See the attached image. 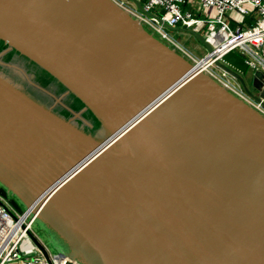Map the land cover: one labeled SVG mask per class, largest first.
I'll return each mask as SVG.
<instances>
[{"label":"water","instance_id":"water-1","mask_svg":"<svg viewBox=\"0 0 264 264\" xmlns=\"http://www.w3.org/2000/svg\"><path fill=\"white\" fill-rule=\"evenodd\" d=\"M0 39L85 104L66 119L20 63L0 70V196L18 214L81 264H264L263 115L116 0H0ZM216 65L264 99L244 57Z\"/></svg>","mask_w":264,"mask_h":264},{"label":"built area","instance_id":"built-area-1","mask_svg":"<svg viewBox=\"0 0 264 264\" xmlns=\"http://www.w3.org/2000/svg\"><path fill=\"white\" fill-rule=\"evenodd\" d=\"M139 1L142 10L135 3L133 10L119 4L194 64L199 66L206 60L207 67L199 66L201 70L264 116V99L257 101L249 96L236 78L216 65L224 54L234 51L244 57L252 73L264 75V0ZM172 28L202 34L213 52L195 59L167 32ZM36 220L31 208L18 214L0 196V264H81L66 253L52 254L49 249L50 260L46 259L30 237V233L39 237L34 232Z\"/></svg>","mask_w":264,"mask_h":264},{"label":"trees","instance_id":"trees-1","mask_svg":"<svg viewBox=\"0 0 264 264\" xmlns=\"http://www.w3.org/2000/svg\"><path fill=\"white\" fill-rule=\"evenodd\" d=\"M156 37H158V36L156 35ZM7 48H8V45H6L5 42L0 39V54L3 53ZM16 54L20 55L23 59H25L26 61H28L30 63L29 70H30V72L35 73L36 81L42 87H44L45 89H48V90L49 89L52 90L57 96H60V95L64 94L65 92H67V88L63 84H61L57 79H55L48 72H46L45 70L40 68L36 63H34V62L30 61L28 58L22 56L16 50H13L12 52L6 54L4 56V62H6V63L13 62L14 56ZM46 100H48V102L50 104H52V100H50L48 98H46ZM66 103L68 104L70 110L74 111V112H81L85 108V104L72 93L70 94V97L67 98ZM59 110H60V112L58 113L57 111H59ZM57 111H55V112L58 113L59 115L65 117L66 119H69L73 116L71 111H68V110L63 109V108H59ZM83 118L86 119L88 122H90L92 125V127L86 126L85 131L87 133H91L93 135H96V133L101 129L100 120L94 115V113L91 110H86L83 113ZM80 124H82V123L80 122ZM54 236L56 238L55 240L57 241L59 247L61 248L60 251L63 253H68V248L66 247V245L61 240L57 239L56 235H54Z\"/></svg>","mask_w":264,"mask_h":264},{"label":"rangeland","instance_id":"rangeland-1","mask_svg":"<svg viewBox=\"0 0 264 264\" xmlns=\"http://www.w3.org/2000/svg\"><path fill=\"white\" fill-rule=\"evenodd\" d=\"M118 3L124 5V7L133 10L134 3L131 0H116ZM177 30H171L168 29L167 32L172 36L174 39H176V42L179 46L184 48L188 53L192 55L195 59H203L205 54L208 52L205 45H203L196 37L191 34L188 31H184L183 28H176ZM205 34V33H204ZM162 40V39H161ZM252 71L244 76L246 83L248 86L253 90L252 87V77H253ZM264 79V78H261ZM258 82L261 83L260 77L258 79ZM264 84V83H261ZM245 90V89H244ZM246 91V90H245ZM22 207L24 210H26V205L22 204ZM34 232L40 237V239L45 242L52 250H54V253L61 252L60 247L55 240L54 234L49 231L45 224L37 219L34 223ZM63 253V252H62Z\"/></svg>","mask_w":264,"mask_h":264},{"label":"flooded vegetation","instance_id":"flooded-vegetation-1","mask_svg":"<svg viewBox=\"0 0 264 264\" xmlns=\"http://www.w3.org/2000/svg\"><path fill=\"white\" fill-rule=\"evenodd\" d=\"M13 50H8V48L3 52V55H2V59H4V56L6 55V54H8V53H10V52H12ZM14 61L13 62H11V63H6V62H4V61H0V70H3L7 75H11L13 72H12V67L10 66V64H15V63H20L21 65H22V67L25 69V70H27V72H29V75H30V81H28V85H27V87L28 88H36L37 90H41V92L42 93H44L45 92V94H50V95H52V97H54V98H56V94L52 91V93L50 92V90H48V89H45L44 87H42L37 81H36V75H35V73H33V72H30V70H29V65H30V63L28 62V61H26L25 59H23L20 55H15L14 56V59H13ZM32 75H35V78L34 79H32L31 78V76ZM39 86L40 87H42L43 89H45L46 91H44L42 88H39ZM27 87H24V90L25 91H27ZM28 93V92H27ZM54 93V94H53ZM60 97H61V101H59L56 105L58 106L57 107V109H56V105L54 106V110L53 111H57L59 108H63V109H66V110H68V111H71L70 110V108H69V106H68V104L66 103V100H67V98L68 97H70V93L68 94L67 92H65L64 94H62V95H60ZM58 113L60 112V110L59 111H57ZM72 112V111H71ZM84 113V112H83ZM83 113H82V118H83ZM73 114V113H72ZM74 116V115H73ZM77 122L79 123V125H81L82 127H86V126H88L87 124H85L81 119H77ZM80 122L82 123V124H80ZM89 127V126H88ZM11 197H13L12 195H11Z\"/></svg>","mask_w":264,"mask_h":264},{"label":"bare ground","instance_id":"bare-ground-1","mask_svg":"<svg viewBox=\"0 0 264 264\" xmlns=\"http://www.w3.org/2000/svg\"><path fill=\"white\" fill-rule=\"evenodd\" d=\"M208 64V62L206 60H204L203 62L199 63V66L201 68L207 67L206 65Z\"/></svg>","mask_w":264,"mask_h":264},{"label":"crops","instance_id":"crops-1","mask_svg":"<svg viewBox=\"0 0 264 264\" xmlns=\"http://www.w3.org/2000/svg\"><path fill=\"white\" fill-rule=\"evenodd\" d=\"M45 243V242H44ZM45 245L47 246V248L50 250V252L52 253V254H56V253H54L53 251L54 250H52V248H50L46 243H45ZM58 253H61V252H58ZM67 254V253H66Z\"/></svg>","mask_w":264,"mask_h":264}]
</instances>
